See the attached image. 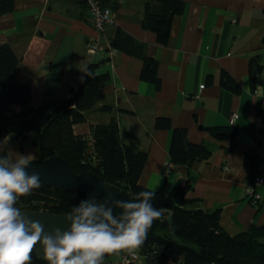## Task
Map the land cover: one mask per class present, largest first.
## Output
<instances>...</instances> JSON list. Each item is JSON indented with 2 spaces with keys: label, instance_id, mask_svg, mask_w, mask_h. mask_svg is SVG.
<instances>
[{
  "label": "crops",
  "instance_id": "crops-1",
  "mask_svg": "<svg viewBox=\"0 0 264 264\" xmlns=\"http://www.w3.org/2000/svg\"><path fill=\"white\" fill-rule=\"evenodd\" d=\"M182 1L168 42L160 45L141 26L143 0H109L106 6L113 7L114 15L103 34L90 24L83 0H14L13 11L0 16V44H8L19 58L15 76L30 85L34 106L69 97L86 67L98 64L97 73H107L109 80L86 120L73 126L74 133L85 135L91 125L116 122L121 141H135L147 153L139 179L143 187L178 184L190 173L193 188L187 197L198 199L204 211L218 209L221 226L233 235L251 223H264V183L256 187L258 201L248 194L255 177L264 179L259 113L264 108V67L250 77L252 60L264 62V0ZM116 29L144 44L145 55L157 61L158 88L140 78L139 58L111 49L108 40ZM92 41L100 43L99 52L88 51L86 44ZM222 70L239 83V93L220 85ZM234 114L238 134L230 148L205 127L231 125ZM159 117L169 119L172 127L186 128L191 142L205 144L210 160L196 161L189 170L172 165L170 132L154 128ZM20 146L9 135L0 149L11 159ZM31 147L38 159L37 147Z\"/></svg>",
  "mask_w": 264,
  "mask_h": 264
},
{
  "label": "trees",
  "instance_id": "trees-1",
  "mask_svg": "<svg viewBox=\"0 0 264 264\" xmlns=\"http://www.w3.org/2000/svg\"><path fill=\"white\" fill-rule=\"evenodd\" d=\"M99 1L102 5L109 2ZM143 2L141 26L155 34L157 43L166 45L172 20L183 11V1ZM13 9L14 0H0V16L11 13ZM108 42L111 49L139 58L143 63L140 78L157 88L160 86L157 61L145 55L144 44L134 41L121 29H116ZM19 62L8 44H0V145L9 135L17 137L21 145L22 139L32 134L40 159L60 154L73 171L92 173L110 188L131 197L141 191L153 190L139 183L147 153L135 141L123 143L116 122L91 125L85 135L73 131V126L83 123L86 112L103 97L101 88L109 76L97 73L98 64L91 63L86 67L80 84L72 89L69 97L34 106L30 85L15 76ZM263 67L264 62L260 64L256 58L252 60V80ZM220 85L235 93L241 90L239 83L224 70L220 74ZM259 113L264 124V108ZM154 128L170 132L168 159L172 165L189 170L196 161L210 160L211 150L203 143L191 142L186 128L172 127L165 117L157 118ZM205 129L217 141L230 143V148L238 134L234 125ZM4 156H7L6 150L0 149V157ZM192 188L189 173L178 184L165 182L154 189L153 207L166 211L161 220L153 222L138 250L141 257L161 264H264V223H251L237 234H229L221 226L218 209L204 211L198 199L187 197ZM85 199L103 203L91 194L58 191L41 181V186L31 195L21 197L17 206L21 211L67 214ZM170 226L174 227V233ZM31 264H47V261L33 252Z\"/></svg>",
  "mask_w": 264,
  "mask_h": 264
},
{
  "label": "clouds",
  "instance_id": "clouds-1",
  "mask_svg": "<svg viewBox=\"0 0 264 264\" xmlns=\"http://www.w3.org/2000/svg\"><path fill=\"white\" fill-rule=\"evenodd\" d=\"M28 166V156L0 157V264H31L33 252L47 264H103L114 260L104 259L106 255H134L153 222L165 214L166 209L153 207L155 190L141 191L130 201H114L106 194L103 203L85 199L74 206L65 215V230L46 231L17 206L41 186L39 173L30 174ZM117 208L119 215H114Z\"/></svg>",
  "mask_w": 264,
  "mask_h": 264
},
{
  "label": "water",
  "instance_id": "water-1",
  "mask_svg": "<svg viewBox=\"0 0 264 264\" xmlns=\"http://www.w3.org/2000/svg\"><path fill=\"white\" fill-rule=\"evenodd\" d=\"M27 171L31 174L37 172L41 181L49 187L58 191H76L91 194L93 197L104 202L106 194H111L114 201H130L131 197L124 192L114 190L106 185L100 178L89 172L73 171L67 161L60 154H54L46 159H34L28 161ZM120 209L114 211V215H119ZM31 218L39 220L45 226L46 231L60 228L65 230L69 225L65 222L66 214H54L46 211H22ZM39 247V245H37ZM39 258L40 254L37 253ZM113 255H106L104 259ZM42 259V258H41ZM44 260V259H42Z\"/></svg>",
  "mask_w": 264,
  "mask_h": 264
},
{
  "label": "built area",
  "instance_id": "built-area-1",
  "mask_svg": "<svg viewBox=\"0 0 264 264\" xmlns=\"http://www.w3.org/2000/svg\"><path fill=\"white\" fill-rule=\"evenodd\" d=\"M89 10V22L94 30L103 34L107 25L111 24L114 11L106 6L102 5L99 0H83ZM90 53H97L101 49V45L98 41H92L86 44ZM236 115L231 117L230 124L235 121ZM227 169V168H225ZM264 179L262 177H255L252 184L249 186L248 194L255 202L260 199V194L256 191V187L263 184ZM139 251L137 250L134 255H128L127 253H121L117 259L103 260V264H135L139 259Z\"/></svg>",
  "mask_w": 264,
  "mask_h": 264
},
{
  "label": "rangeland",
  "instance_id": "rangeland-1",
  "mask_svg": "<svg viewBox=\"0 0 264 264\" xmlns=\"http://www.w3.org/2000/svg\"><path fill=\"white\" fill-rule=\"evenodd\" d=\"M33 139L32 135H29L28 139H26L24 144H21V146L18 149H15V156H12L11 159H16L18 158V154H22V152L20 153L19 151L23 150L24 153L22 155L24 156H28V161L34 160L35 155L33 154V148L31 146H34L33 142H31ZM31 147V148H30ZM119 255H113L112 257H110L111 259H116ZM140 264H150L148 259H145L144 257H141L139 260ZM149 262V263H148Z\"/></svg>",
  "mask_w": 264,
  "mask_h": 264
}]
</instances>
